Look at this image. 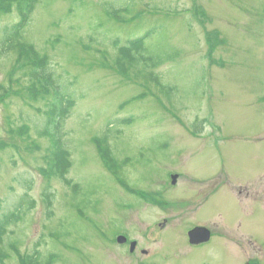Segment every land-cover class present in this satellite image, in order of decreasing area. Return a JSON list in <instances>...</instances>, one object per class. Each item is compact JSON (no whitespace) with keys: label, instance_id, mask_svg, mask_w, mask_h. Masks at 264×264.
<instances>
[{"label":"rangeland","instance_id":"rangeland-1","mask_svg":"<svg viewBox=\"0 0 264 264\" xmlns=\"http://www.w3.org/2000/svg\"><path fill=\"white\" fill-rule=\"evenodd\" d=\"M27 2L0 0V264H264V0H36L39 84L5 44Z\"/></svg>","mask_w":264,"mask_h":264},{"label":"trees","instance_id":"trees-1","mask_svg":"<svg viewBox=\"0 0 264 264\" xmlns=\"http://www.w3.org/2000/svg\"><path fill=\"white\" fill-rule=\"evenodd\" d=\"M2 2H4V1H2ZM35 3H36V0H28L27 6H26L28 10L26 12H24V14L22 13V22H23V24L25 23V26L29 24V21L31 19L30 17L33 15ZM20 29H21V27L12 28L13 31L10 33L11 35L7 38V41L5 40L6 41L5 44L7 45L8 43L12 42L13 45L8 44V45H10V47L14 48L16 46L17 47L16 51L19 52V50H20V51H22V54L27 55L25 65H28L29 63L30 64L39 63V64H37V67L34 66V68H36V71L34 72V76L37 77L41 74L42 79L38 81V84H39V82H41L44 78L48 79V77H52L53 74L48 71L49 63L47 64L46 62H42V61L37 62V60L39 59L38 55L35 54L31 50V48L28 49V48L22 46L23 40H22L21 33L23 31H21ZM148 37L149 36H147L146 38L148 39ZM144 40H146V39H144ZM140 42H142V43H140ZM136 43H140V44H136ZM136 43L134 42L131 44H133V46L135 45L138 47H130V48L121 49L122 51L124 50L123 55L125 58H128L129 60L132 58L131 54H130L132 49H134V48L141 49L142 47H144V41L143 40L136 41ZM25 48H26V50H25ZM24 50L29 51L31 54H28V52H25ZM160 82H161V80L158 81V86L163 87L162 82L161 83ZM42 86H44V85L37 87V90H33L32 93L36 97L38 96V94L40 92L44 93V90L46 91V86L45 87H42ZM62 96H63V99H62L63 105H61V107H57V106L51 107L50 112H49V116L47 117V123H46V125L49 126V128H51L52 125L55 126L54 131H57V132H60L62 130L64 121L67 118H69V116H70L69 113H70V110L72 109V99H70V97L68 98L67 95L66 96L62 95ZM54 111H59L58 112V115H59L58 121H56V119L54 118V115H53ZM63 147L64 146L61 147V143H60V146L58 148H59V150L61 149V152L63 153V156L61 158L62 161L60 162V165H58L57 163H54L51 167V170L54 171L53 172L54 174L56 173V174L63 175V173L69 168V166H66V167L64 166L66 161H68V164H69V161H70L68 158L69 152ZM82 201L84 203L82 205H87L89 203L87 198H86V201H85V199H82ZM25 205H26V201L24 199H22L21 202L19 203V208L21 209V207H24ZM17 211H19V210L17 209ZM8 223H9V221H7V220L0 221V243L3 240L2 235L5 233V231L8 227ZM34 260H35V262H34ZM32 261H33V263H32ZM39 261H40V258H38V255H37L36 257H34L30 260L29 264H39Z\"/></svg>","mask_w":264,"mask_h":264},{"label":"water","instance_id":"water-1","mask_svg":"<svg viewBox=\"0 0 264 264\" xmlns=\"http://www.w3.org/2000/svg\"><path fill=\"white\" fill-rule=\"evenodd\" d=\"M210 232L206 229L197 228L196 230L189 233V240L192 245L207 243L210 239ZM127 239L121 237L118 239V243H126ZM136 247V244H132V250Z\"/></svg>","mask_w":264,"mask_h":264}]
</instances>
